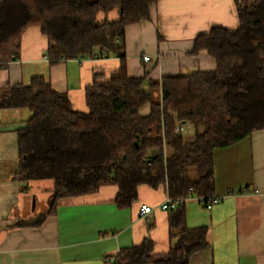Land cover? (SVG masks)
<instances>
[{
    "label": "trees",
    "instance_id": "obj_1",
    "mask_svg": "<svg viewBox=\"0 0 264 264\" xmlns=\"http://www.w3.org/2000/svg\"><path fill=\"white\" fill-rule=\"evenodd\" d=\"M158 1L0 0V68L20 57L23 34L33 26L49 37L53 63L99 56L122 61L86 88L88 111L76 110L68 93L43 76L0 88V112L31 111L19 131V181L53 185L48 212L22 225H40L61 202L106 185L119 187L121 207L137 200L143 184H165L174 199L187 197L191 187L211 199L215 151L264 130V0H237L240 27H216L196 39L193 54L207 51L216 70L161 81L132 77L126 28L149 19ZM178 124H191L194 134L177 132ZM171 240V249L157 254L148 238L110 264H190L209 247L207 229H190L178 215L171 219Z\"/></svg>",
    "mask_w": 264,
    "mask_h": 264
},
{
    "label": "crops",
    "instance_id": "obj_2",
    "mask_svg": "<svg viewBox=\"0 0 264 264\" xmlns=\"http://www.w3.org/2000/svg\"><path fill=\"white\" fill-rule=\"evenodd\" d=\"M216 27H240L237 0H159L149 19L126 28L130 76L161 81L216 70L217 60L207 51L193 54L196 39ZM49 44L41 27L27 29L20 57L0 68V88L43 76L56 90L68 93L76 110L88 111L86 88L97 73L108 76L119 70L121 58L53 63ZM145 55L151 60L145 61ZM150 110L146 105L142 112L148 115ZM30 116L29 109L0 112V264H110L121 251L148 238L155 253H166L175 215L190 229L208 231L209 247L193 254L190 264H264V130L215 151V196L222 201L211 209L195 198L182 201L175 210L161 209L170 196L165 184L140 185L137 200L121 207L119 187L106 185L61 202L40 225H22L48 212L53 186L50 181L18 179L19 131ZM143 204L157 209L143 217Z\"/></svg>",
    "mask_w": 264,
    "mask_h": 264
},
{
    "label": "built area",
    "instance_id": "obj_3",
    "mask_svg": "<svg viewBox=\"0 0 264 264\" xmlns=\"http://www.w3.org/2000/svg\"><path fill=\"white\" fill-rule=\"evenodd\" d=\"M144 60L149 61V60H151V57L148 55H145ZM176 131L177 132H184V133H192L194 131V129H193V126L191 124H189V125L178 124ZM188 198H195L196 200L200 201L208 209L213 208L216 204H218L222 201V198L218 197V196H213L211 199H208L205 196L196 195V194H194V190L191 187L189 190V195L187 197L180 198V199H174L171 196H169L166 199V201L160 206V208L163 210L176 209L182 201H184ZM156 209H157V207H154L152 205L143 204L140 208V214L143 217H145V216L152 214Z\"/></svg>",
    "mask_w": 264,
    "mask_h": 264
},
{
    "label": "rangeland",
    "instance_id": "obj_4",
    "mask_svg": "<svg viewBox=\"0 0 264 264\" xmlns=\"http://www.w3.org/2000/svg\"><path fill=\"white\" fill-rule=\"evenodd\" d=\"M110 16H111V18H117L118 17V10H114L111 14H110ZM100 18L102 19V15L100 16ZM194 133L192 132V133H189V135H193ZM51 192H52V190H51ZM51 195H52V193H51ZM49 198V199H48ZM52 197L49 195L48 197H47V200L48 201H50V199H51Z\"/></svg>",
    "mask_w": 264,
    "mask_h": 264
},
{
    "label": "water",
    "instance_id": "obj_5",
    "mask_svg": "<svg viewBox=\"0 0 264 264\" xmlns=\"http://www.w3.org/2000/svg\"><path fill=\"white\" fill-rule=\"evenodd\" d=\"M136 146H137V147H139V142H136ZM36 198H37V197H36V196H34L33 205H34V204H35V202H36Z\"/></svg>",
    "mask_w": 264,
    "mask_h": 264
}]
</instances>
